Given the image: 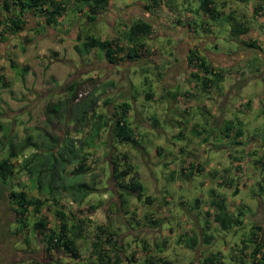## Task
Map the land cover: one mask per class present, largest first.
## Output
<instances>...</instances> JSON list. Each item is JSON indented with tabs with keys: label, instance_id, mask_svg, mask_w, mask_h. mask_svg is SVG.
Returning <instances> with one entry per match:
<instances>
[{
	"label": "rangeland",
	"instance_id": "rangeland-1",
	"mask_svg": "<svg viewBox=\"0 0 264 264\" xmlns=\"http://www.w3.org/2000/svg\"><path fill=\"white\" fill-rule=\"evenodd\" d=\"M147 1L107 0V9L101 7L102 10H98L101 17L105 16L91 22L87 7L69 0L54 27L43 29L38 26V33L26 29L16 36L0 37V74L7 85L0 88V124L3 132L8 129L17 139L26 135H34L36 138L42 132L56 133V130L46 126L43 108L47 102L66 98L65 86L72 81L77 84L78 100L92 91L101 96L100 100L105 97L113 99L114 104L127 99L131 104L127 118L134 127L142 149L116 145L111 155L117 159L121 153L127 155L144 187L143 195L150 196L151 203L144 204L132 196L124 197L126 204L122 208L126 211L125 215L121 213L122 208L117 210L113 204L117 201L110 194L113 188L108 181L106 160L110 150L105 129L92 139L90 147H85L89 154L85 163L86 172L94 175L92 180L87 178V182L96 192L88 195L80 205L63 197L59 202L65 204L67 210L77 214H87L92 211L89 206L97 204L99 207L90 214V219L94 220L93 223H104L106 230L119 234L122 257L128 258L134 252L136 259L141 261L144 254L139 247L140 241L144 240L148 255L164 257L172 264H198L196 261L200 254L210 249L221 255L216 264H233L231 256L239 246V239L247 237L249 225L252 222L264 223V193H258L256 185L262 179L264 171L260 164L254 165L251 162L264 153V147L259 143L264 136V55L258 57L256 52L254 55L241 53V50L249 48L237 43L236 30L231 34V21L233 20V24L244 22L248 32L243 36V41H256L257 51L264 52V14L258 13L255 17L251 15V18L249 14L252 6L264 3V0H250L246 4L239 0H223V3L222 0H214L217 7L215 9L220 12L218 18L214 19H206L201 13L196 15L189 11L198 7V0H161L163 3L158 8L161 21H158L159 18L155 19L163 27L159 34L151 31L150 36L144 40L148 48L144 61L132 62L124 58L117 65L110 64L95 48H89L87 54L78 56L73 47L79 45L80 40L86 36L101 40L112 35V31L119 36V17L124 12L122 8H133ZM262 11L264 13V4ZM159 14L157 16L160 17ZM193 14L196 28L194 33L189 31L187 35L190 39L193 36V40L184 44V34L178 36L179 40L170 34L176 31L177 26L183 27L184 22H190ZM113 17L114 25L110 22ZM202 22L211 26L210 32L204 33L201 30L199 24ZM28 27L34 29L36 24L31 23ZM77 33L80 34L78 41L75 39ZM164 33L165 37L158 36ZM199 38L205 39L203 43L201 40L198 43ZM198 44L199 51H204V48L214 56L212 65L224 69L223 79L214 93L212 90L207 94L202 93L189 77L191 69L185 60L186 53L189 49H195ZM9 59L17 67L26 68L23 80L19 76L21 70L9 67ZM107 82L111 85L107 86ZM146 89L151 92L148 99L144 97ZM184 92L188 95H184ZM170 94L175 96L170 97ZM246 101L249 102L248 106L244 104ZM108 107L110 106L98 104L94 110L106 115L109 114ZM152 117L157 120L156 125H153ZM95 119L94 114H91L82 133L76 136L88 141ZM170 120L177 123L168 125ZM226 120L235 124L239 122V127L241 126L242 136L238 140L240 145L236 147L237 151L256 149L257 152L246 159L241 158L235 152V147L230 145L231 139H220L218 130ZM195 126L196 131L203 127L205 132L192 136L190 128ZM178 131L181 132L179 139L175 137ZM204 137L207 139L206 143L201 142ZM180 148L184 153L178 152ZM234 159L238 161L235 162ZM180 160L184 162L183 167L188 162H199L202 170L185 182L181 180L177 170ZM68 169L71 170V167ZM213 169H217V173L209 179L207 174ZM169 170H176V173L172 177L174 181L167 183L164 179ZM220 177L228 180L229 185L223 184ZM17 182L26 183V176L19 175L17 179H13L9 182L10 188L21 190L15 184ZM24 186L27 196L35 194L29 192L28 184ZM4 188L3 186L2 192ZM163 188L169 189L167 194ZM209 189L224 197L229 210L243 208V220L240 218L243 223L229 231H219L217 225L208 222V233L216 236L215 241L209 246L198 242L192 250H188L182 243H177L178 235L201 234L199 226L204 225V219L200 212L208 207ZM195 198L200 203L191 210ZM10 206L8 201L0 199V264H29L32 259L36 264H81L87 258L93 239L91 229L88 230L91 235L87 241L79 242L80 260L73 261L59 252H45L44 245L40 243L41 237L33 236L30 224L37 217L32 213L26 215L28 226L19 231ZM109 206L111 209L108 211ZM42 211L40 216H44L53 226L56 221L54 217L50 212ZM132 213L139 220H143L144 215H153L160 220V224L139 227L130 219ZM23 239H27V247ZM162 241L164 250L158 253L155 244ZM4 256L9 259L5 260Z\"/></svg>",
	"mask_w": 264,
	"mask_h": 264
},
{
	"label": "trees",
	"instance_id": "trees-1",
	"mask_svg": "<svg viewBox=\"0 0 264 264\" xmlns=\"http://www.w3.org/2000/svg\"><path fill=\"white\" fill-rule=\"evenodd\" d=\"M75 1L82 7H87L91 22L95 20L98 10L101 7L104 8L107 4V0ZM239 1L246 4L250 0ZM68 3L69 0H0V37L16 36L26 29L38 33L39 31L36 29L38 26L43 29L54 27ZM161 3H163L161 0H148L144 8L155 10L159 8ZM263 4L257 3L252 6L251 15L254 17L258 15L263 9ZM215 8L217 7L213 0H198V7L189 11L196 15L201 13L206 19H214L218 18L217 15L220 13L218 12L219 9ZM221 8L223 7L221 6ZM27 15L41 17L42 21L37 22L34 29L32 27L27 28L29 25L26 19ZM232 21L231 34L236 30L237 43L242 44L247 49L257 48L255 45L256 41L239 40V35H243L248 31L244 26V22L233 24ZM183 25H187V30L194 33L196 28L194 21L184 22ZM199 27L204 33L210 32L211 26L209 27L206 22L200 23ZM235 27L237 28L234 29ZM122 29L119 36L115 34L112 38L104 40L91 39L87 36L80 40V34L77 33L75 39L77 41L80 40L79 45H75L73 48L78 53V56L87 54L89 48H95L108 63L114 65H117L124 58L132 62L136 60L144 61L143 59L146 58L148 49L144 40L151 34V24L146 20L137 19L131 21L129 25L123 23ZM203 50L206 51L204 48ZM185 60L188 68L191 69L189 77L202 93L207 94L210 90L214 93V90L219 88L223 79L224 69L212 65L202 54L201 49L200 51L196 48L189 49ZM8 64L12 69L21 70L19 76L23 80L27 71L26 68L17 67L10 59ZM1 75L0 88L7 87L2 77L3 75ZM143 84L145 85V83ZM106 85L111 84L107 82ZM76 87L77 84L75 82H70L65 86L67 91L66 98L47 102L44 105L45 124L53 131L56 130V133L42 132L36 138L34 135H26L21 139H17L10 134L8 129L7 132H3L0 124V132H3L0 135V199L3 202L8 201L9 205H11L13 218L15 224L18 225L17 229L19 231L28 226L26 221L28 213H32L37 217L30 224L31 230L33 236L41 237L40 243L44 245V250L47 253L59 252L63 256L72 258L73 261H79L81 257L79 242L87 241L88 236L91 235L88 230L91 229L93 239L90 242L87 258L82 260L81 264H172L164 257L148 255V247L144 240L140 241L139 247L144 254L141 261L136 259L134 252L128 258L122 257L120 254L122 244L120 243L119 234L106 230L107 226L103 225L104 223H93L94 220L90 219V214L99 207L97 204L89 206L92 210L91 212L77 214L67 210L66 205L59 202L63 197L67 201L80 205L88 195L96 192L95 188L87 182V178L92 180L94 175L91 172H86L87 166L85 163L89 154L85 151V147H90L92 139L96 138L100 131L104 129L107 132L108 148L110 150L106 160L109 173L108 181L111 188H113L110 194L117 201L113 203L115 207H117V210H121L126 204L124 197L129 196H132L137 201L144 202V204L152 201L150 196L143 195L144 187L137 177L132 164L129 163L127 155L121 153L118 159L111 155L116 145L142 149L134 127L127 118L131 109L130 102L127 99H123L114 104L113 99L109 97L100 100L101 96L93 91L78 100ZM148 91L147 89L144 91L146 99L151 97V92ZM166 94L167 91H165V96H167ZM184 95H188L187 92H184ZM174 96V94H170V97ZM98 104H102L105 107L110 106L107 109L109 114L96 113L94 109ZM244 104L248 106L249 102L246 101ZM91 114H94L96 118L95 124L91 125V135L88 141H85L77 137L76 134L82 133ZM151 120L153 125L157 124V120L154 117ZM175 122L177 123V121L170 120L167 124L172 126L175 125ZM223 122H225L224 125L218 130L220 131L218 132L221 136L220 139L222 140L225 137L231 139L230 145L235 147L234 150L240 154L239 157L246 159L257 152L256 149L248 152L245 150L237 151L236 147L240 145L238 140L242 136L241 126L239 127V122L235 124L231 120ZM196 128L197 126L190 128L192 136H199L205 132L203 127L199 131H196ZM180 136L181 132L178 131L175 137L179 139ZM261 140L262 142L259 143L263 148L264 136ZM206 141V137L201 139L203 143H206ZM27 151L29 152L25 154ZM178 152L182 154L184 150L180 148ZM227 156L229 158L230 153ZM234 161L237 162L238 159H234ZM251 162L254 165L260 164L264 171V153H262V156L253 158ZM183 163L182 160L179 161L177 170L181 180L185 182L202 170L199 162H188L185 167H183ZM69 167H71V170L68 169ZM175 173L176 170H169L167 178L164 180L166 182L174 181L172 177H174ZM216 173L217 169H213L208 172L207 176L210 179ZM19 175L26 176V183H15L22 189L10 188L9 182H12L15 178L17 179ZM219 179H221L223 184L229 185L228 180L221 177ZM25 184H28L29 192H35V194L27 196L23 190ZM256 185L258 193H264V175L261 180L257 181ZM3 186L5 188L2 192ZM163 191L167 194L169 189L167 188ZM207 192L209 196L208 207L200 212L204 219V225L199 226V233L202 231L201 234L195 233L192 236L178 235L177 243H182L188 250H192L198 242L209 246L215 241L216 236L208 233L210 226L208 222L209 224H214V226L217 225L219 231H229L234 226H240L243 223V221H240V218L244 215L243 212H245L243 208L238 207L236 210L231 211L221 194L213 189H209ZM163 202L166 201L163 200ZM199 203V199L195 198L190 209L197 208ZM109 209H111V206L107 208L108 211ZM42 210L50 212L54 217L56 221L53 226L47 222L44 216H40L43 214ZM122 211V215H125L126 211L123 208ZM130 219L134 220V224L136 223L143 228L160 224V220L150 214L144 215L143 220H139L140 218H137L132 213ZM248 230L247 237L244 236L239 239V246L234 250L231 261L234 262L233 264H264V223L252 222ZM23 240L27 247V239ZM164 246V241L155 244L156 252H162ZM220 258L221 255L218 251L210 249L200 254V258L196 262L198 264H216ZM32 260L29 264H36Z\"/></svg>",
	"mask_w": 264,
	"mask_h": 264
},
{
	"label": "crops",
	"instance_id": "crops-1",
	"mask_svg": "<svg viewBox=\"0 0 264 264\" xmlns=\"http://www.w3.org/2000/svg\"><path fill=\"white\" fill-rule=\"evenodd\" d=\"M214 1V0H213ZM221 3H223V0H222V2ZM215 4H216V2H215ZM146 5V3H143V4H138L137 6H134L133 8H122V11H123V9H124V12H123V16L122 17H119V24H120V29L121 30H123L122 29V25H123V23H125V24H127V25H129L130 24V22L131 21H135V20H137V19H140V20H146L148 23H150V19H155V17L156 18H159L160 20H158V21H161V15L158 13V11H159V9H153V10H148V9H145L144 8V6ZM104 8L105 9H107L106 8V5L104 6ZM101 10H102V8H101ZM263 11H261L260 13H261V15H263L264 13H262ZM100 13H97V20H99V19H101L103 16H105V15H103L102 17H101V14L99 15ZM110 14V12H108V16H110L109 15ZM135 14V15H134ZM160 15V17L159 16H157V15ZM250 18H251V11H250ZM195 15L193 14V16H192V21H193V17H194ZM154 17V18H153ZM114 18L115 17H113V18H110V22H111V24H113L114 25ZM149 18V19H148ZM26 19H27V22H28V24H31V23H34V24H36L37 22H40V21H42V18L41 17H37V16H32V15H27L26 16ZM127 19V20H126ZM155 20H157V19H155ZM106 21H109V20H106ZM156 22V28H154L153 26H152V23H150L151 24V31H155V32H157L158 34L160 33V28L162 29V27H163V25H161L162 27H158V25H157V21H155ZM176 31L175 32H173V33H171L170 35H172V36H174L175 35V39L176 40H179V38H178V36H182V34H184V36H183V42H186V40L188 39V36L187 35H189V31L187 30V25H184L183 27L180 25V26H177L176 28ZM248 32V31H247ZM246 32V33H247ZM245 33V34H246ZM245 34H243V35H239V40H244L243 39V36L245 35ZM256 33H254V35H255ZM115 35V33H113V31H112V35H108V36H106V38H102L101 40H104V39H109V38H112L113 36ZM117 35V34H116ZM158 36H161V35H158ZM192 38H193V36H192ZM209 39V38H208ZM203 41V40H205V39H203V38H199V41ZM207 41V40H206ZM253 41V40H252ZM175 42V41H174ZM240 50V49H239ZM238 50V52H241V53H243V54H248V53H251V54H253L254 55V53L256 52L257 54H258V57H262L263 55H264V52L263 51H261V52H258L257 51V48H255V49H253V50H249V51H246V50H241V51H239ZM222 56V55H221ZM222 57H224V56H222Z\"/></svg>",
	"mask_w": 264,
	"mask_h": 264
},
{
	"label": "flooded vegetation",
	"instance_id": "flooded-vegetation-1",
	"mask_svg": "<svg viewBox=\"0 0 264 264\" xmlns=\"http://www.w3.org/2000/svg\"><path fill=\"white\" fill-rule=\"evenodd\" d=\"M154 18V17H153ZM156 18V17H155ZM149 19V18H148ZM156 20L155 19H150V23H152V26L154 27V28H156V22H155ZM157 25H158V27H162L160 24H158V22H157ZM167 32L169 33V31L167 30ZM168 33H167V35H168ZM150 36V35H149ZM166 36V33H164V34H161V36L160 37H165ZM191 39L193 40V38L191 37ZM189 37H188V39L186 40V41H189V40H191ZM196 42V41H195ZM184 43V42H183ZM185 44V43H184ZM199 47V44L197 45V47H196V49ZM198 50V49H197ZM246 51H249V49L248 50H246ZM201 52H202V54L208 59V61H212V59H213V55L212 54H210V52H208V51H202L201 50ZM187 54L188 53H186V56H187ZM220 58V57H219ZM219 58H218V60H219ZM219 64H222L220 61H219ZM5 260H8L9 258L7 257V256H4L3 257Z\"/></svg>",
	"mask_w": 264,
	"mask_h": 264
}]
</instances>
